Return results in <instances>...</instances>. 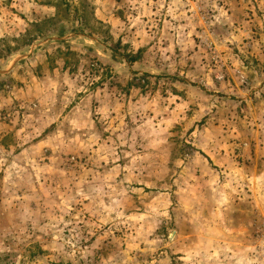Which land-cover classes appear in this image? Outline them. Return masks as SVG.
I'll return each instance as SVG.
<instances>
[{"label": "rangeland", "instance_id": "rangeland-1", "mask_svg": "<svg viewBox=\"0 0 264 264\" xmlns=\"http://www.w3.org/2000/svg\"><path fill=\"white\" fill-rule=\"evenodd\" d=\"M0 264H264V0H0Z\"/></svg>", "mask_w": 264, "mask_h": 264}, {"label": "crops", "instance_id": "crops-1", "mask_svg": "<svg viewBox=\"0 0 264 264\" xmlns=\"http://www.w3.org/2000/svg\"><path fill=\"white\" fill-rule=\"evenodd\" d=\"M252 196H255V189L252 190Z\"/></svg>", "mask_w": 264, "mask_h": 264}]
</instances>
